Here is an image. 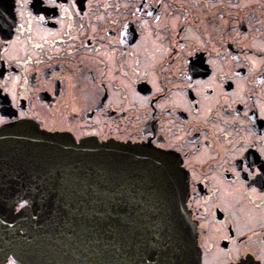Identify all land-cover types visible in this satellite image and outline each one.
Masks as SVG:
<instances>
[{
    "label": "flooded vegetation",
    "instance_id": "obj_1",
    "mask_svg": "<svg viewBox=\"0 0 264 264\" xmlns=\"http://www.w3.org/2000/svg\"><path fill=\"white\" fill-rule=\"evenodd\" d=\"M22 120L172 152L201 264H264V0H0Z\"/></svg>",
    "mask_w": 264,
    "mask_h": 264
},
{
    "label": "water",
    "instance_id": "obj_2",
    "mask_svg": "<svg viewBox=\"0 0 264 264\" xmlns=\"http://www.w3.org/2000/svg\"><path fill=\"white\" fill-rule=\"evenodd\" d=\"M187 193L172 152L2 125L0 264H201Z\"/></svg>",
    "mask_w": 264,
    "mask_h": 264
},
{
    "label": "trees",
    "instance_id": "obj_3",
    "mask_svg": "<svg viewBox=\"0 0 264 264\" xmlns=\"http://www.w3.org/2000/svg\"><path fill=\"white\" fill-rule=\"evenodd\" d=\"M23 205H25V202H24V203H21V204L19 205V207H20V206H23Z\"/></svg>",
    "mask_w": 264,
    "mask_h": 264
}]
</instances>
